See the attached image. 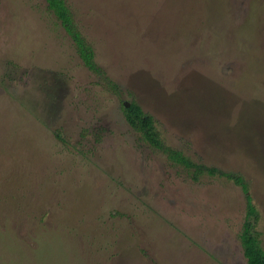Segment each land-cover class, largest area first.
<instances>
[{"label":"rangeland","instance_id":"obj_1","mask_svg":"<svg viewBox=\"0 0 264 264\" xmlns=\"http://www.w3.org/2000/svg\"><path fill=\"white\" fill-rule=\"evenodd\" d=\"M65 2L116 89L45 0H0V264H247L240 187L162 150L241 174L264 249V0Z\"/></svg>","mask_w":264,"mask_h":264},{"label":"trees","instance_id":"obj_2","mask_svg":"<svg viewBox=\"0 0 264 264\" xmlns=\"http://www.w3.org/2000/svg\"><path fill=\"white\" fill-rule=\"evenodd\" d=\"M45 1L48 9L55 15L67 35L72 39L84 66L98 75V77L102 79L112 91H114L116 89V84L106 78L104 71L96 63L94 50L78 30L65 0ZM121 108L127 123L141 134L149 146L156 149L162 147L161 135L157 130L154 118L150 114L144 112L134 101H129L128 106L122 103ZM56 137L63 141L59 135ZM162 151L172 162L180 164L190 171L195 178L202 174H209L212 176L227 178L240 187L245 199V214L239 233V241L242 247L243 256L245 257L247 264H264V249L261 245L260 231L258 229L260 214L259 210L253 203V198L249 193L248 185L242 175L239 173L224 171L214 165H208L196 161L177 149L169 148Z\"/></svg>","mask_w":264,"mask_h":264},{"label":"water","instance_id":"obj_3","mask_svg":"<svg viewBox=\"0 0 264 264\" xmlns=\"http://www.w3.org/2000/svg\"><path fill=\"white\" fill-rule=\"evenodd\" d=\"M124 104H125L126 106H128V103H127V102H125Z\"/></svg>","mask_w":264,"mask_h":264}]
</instances>
